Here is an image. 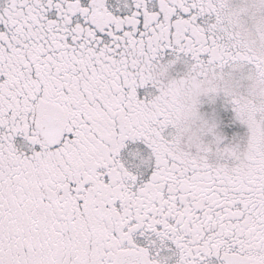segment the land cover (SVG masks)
Here are the masks:
<instances>
[{
    "label": "snow or ice",
    "instance_id": "obj_1",
    "mask_svg": "<svg viewBox=\"0 0 264 264\" xmlns=\"http://www.w3.org/2000/svg\"><path fill=\"white\" fill-rule=\"evenodd\" d=\"M0 264H264V0H0Z\"/></svg>",
    "mask_w": 264,
    "mask_h": 264
}]
</instances>
